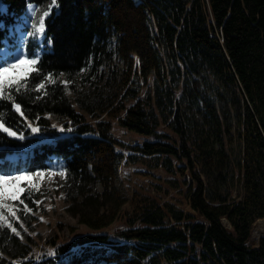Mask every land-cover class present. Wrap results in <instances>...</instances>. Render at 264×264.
I'll use <instances>...</instances> for the list:
<instances>
[{
  "label": "trees",
  "instance_id": "trees-1",
  "mask_svg": "<svg viewBox=\"0 0 264 264\" xmlns=\"http://www.w3.org/2000/svg\"><path fill=\"white\" fill-rule=\"evenodd\" d=\"M28 2L0 0V48ZM47 36L38 66L71 91L46 81L42 94L33 73L13 94L34 123L51 113L74 126L47 128L54 141L32 147L28 164L65 158L67 211L92 229L58 248L79 246L67 264H264V236L250 244L264 217V0H60ZM0 111L25 124L10 101ZM112 120L151 139L126 143ZM32 141L0 131V157ZM137 163L174 175L191 211L132 188L122 168ZM118 221L121 238L103 232ZM21 236L0 230V264H56Z\"/></svg>",
  "mask_w": 264,
  "mask_h": 264
},
{
  "label": "rangeland",
  "instance_id": "rangeland-1",
  "mask_svg": "<svg viewBox=\"0 0 264 264\" xmlns=\"http://www.w3.org/2000/svg\"><path fill=\"white\" fill-rule=\"evenodd\" d=\"M32 2H36L32 1ZM48 3H50V0H47L45 2H39L37 3V7L43 9ZM2 8H6V6L3 4ZM57 8H53V12L50 14V16L47 18L46 23L48 22V19H50L55 10ZM18 20V19H17ZM17 20L15 23H17ZM14 23V24H15ZM13 26V25H12ZM12 26L9 27V30L7 32V39L9 40V43H7L10 46L15 45H23L18 41L20 39L19 34L17 33V36L15 37H9ZM31 24L25 25V28L21 34H25V40L28 41L27 47L30 49L33 47V38L29 37L27 33L31 31ZM46 33V29H45ZM9 34V35H8ZM45 42L40 45L42 52L46 51V49L49 48L50 44ZM16 39V41H15ZM7 41V40H5ZM5 47V44H4ZM3 49V48H2ZM0 50V56L1 51ZM42 54V53H41ZM62 80H68L66 78H62ZM149 83H152V78H150ZM46 117L49 120V124L41 125V131L38 133H31V129L27 127V121H25L23 126H20L19 129L22 127L25 130V138L33 139V141L30 144H27V146H22L19 148L12 147L11 151H8L5 154L4 158H0V167L3 168H10L11 164H9V161H13V165L18 162L20 156L22 158H27L29 155V151H33L32 147L34 146H40L42 144H45L46 142H53L54 137L46 135V129L55 128L57 130H64L66 127V133L71 134L72 130L74 129V126L71 125L72 121H64L60 117L55 115H46ZM107 117L103 115L100 118H93L89 117L91 121H98L101 119H106ZM68 124V126H67ZM54 125H63V129L59 127H55ZM112 132L113 134L120 140L126 142V143H136L141 142L146 139H151L150 136L139 133L137 131L128 129L124 127L123 125L119 124L116 120H112ZM126 149V148H125ZM124 149V150H125ZM22 150H24L22 152ZM127 150V149H126ZM125 150V151H126ZM4 161L7 162L6 165H4ZM46 164L49 167H52L56 164L62 165L65 168V158L57 155H50L45 160ZM51 162V163H50ZM14 168H18L22 171H27L25 167L22 166H15ZM143 171L149 172L148 174L143 173ZM122 173L126 178L130 180V184H132V188L137 190H142L143 192H150V194L154 196H158L161 198V202L163 201H170L176 206L182 208L186 212H190V205L185 198L183 194L178 191L175 187L171 186L166 180L169 178H174V175H171L165 171L160 169H155L152 172L147 169V167L143 164L137 163V164H129L127 167L122 168ZM9 174V173H5ZM35 179L39 180V177H36ZM66 175L62 174L59 170L55 171V173H46L44 176L43 181L40 183L39 190H32V196L28 197L27 193H23L22 196L25 198L26 203L29 207L33 209L31 213L25 212H18V214L21 216V220L23 223L21 224L20 221H15V226L19 229L20 234L25 238L26 235H31L33 238H35V242H33L31 253H37L42 257L43 259L52 258L56 262V264H67L70 261L71 254H74L78 249L79 246H74L70 253L65 254L61 253L58 248L62 246L63 244H66L68 241L71 242L73 239L78 237V235L87 233L91 231L89 227H87L84 224H80L77 217L72 216L67 211V201L64 197V192L62 190V187L65 184ZM26 183V182H25ZM181 184L184 183L181 181ZM186 187V185H183ZM63 193V195H61ZM237 194V189H232V195ZM40 200V204H36L35 201ZM22 207V205H21ZM22 217H27V219L30 221V224L28 225ZM29 217V218H28ZM43 217V219H41ZM199 218V217H198ZM224 222V218H223ZM125 225V221H118L108 227L106 230H104V233H109L113 237L121 238L117 235V230L121 229ZM72 226H75V230L72 231ZM3 228V226H0V230ZM35 233V235H33ZM98 233V232H97ZM16 234V233H15ZM258 235L264 236V217H259L256 219L253 228H252V235L250 244L251 245H257L256 244V237ZM54 241H57V245ZM51 249H56L57 254L55 256H49L48 252ZM1 255V253H0ZM54 258V259H53ZM9 262V261H8Z\"/></svg>",
  "mask_w": 264,
  "mask_h": 264
},
{
  "label": "snow or ice",
  "instance_id": "snow-or-ice-1",
  "mask_svg": "<svg viewBox=\"0 0 264 264\" xmlns=\"http://www.w3.org/2000/svg\"><path fill=\"white\" fill-rule=\"evenodd\" d=\"M37 3L38 0H36V2L29 0V3L27 4L30 13L28 18L32 29L27 35L33 38V47L30 49L27 47V40L23 41L22 46H10L7 44V41H5V54L0 56V103H2L4 99L10 101L11 106L19 112L24 121H27V127L31 129V133L40 132L41 125L29 120L28 116L25 115V112L22 109V105L16 102V97L13 93H20L22 89L26 90L31 82L29 77L33 73H38L40 76L44 77L39 83L35 84V90L42 94H46V81L51 84L58 82L63 83L69 92L71 89L68 88V85L73 83V81L70 80L60 81L58 77L54 76L53 72L45 73L38 66L42 53L40 45L45 42L44 38L46 37L45 19L50 16L54 7L57 9L59 8L60 0H50V3H48L43 9L38 8ZM0 27H3L2 22H0ZM46 42L51 43V39L47 38ZM80 71L84 72L86 71V68H81ZM63 75V72L59 73V76ZM47 115L50 116L51 113H48ZM5 119V112L0 111V131L5 132L12 137H18L20 140H24V128L21 127L19 130H16L15 127H9L5 123ZM39 119V116L35 117L36 121ZM54 126L63 129V125ZM57 170L66 175L67 169L59 164L49 168H36L35 171H22L14 167H0V226L6 227L10 229L11 232L19 235L20 231L15 226L14 220L20 221L21 224L23 221L18 212H25L26 214L33 211V209L26 203L22 194L27 193L28 197H31L33 189L39 190L40 183L43 181L45 174H52ZM36 177H39V180L35 179ZM61 195H63V193ZM35 203L40 204L41 201L36 200ZM41 219H43V217H41ZM33 235H35V233H33ZM22 238L23 237L21 236V239ZM56 254V249H51L48 252L49 256H55ZM28 259L29 258H25L23 264H27ZM40 259H42V257L37 254L35 260ZM14 264H22V261L17 260Z\"/></svg>",
  "mask_w": 264,
  "mask_h": 264
},
{
  "label": "bare ground",
  "instance_id": "bare-ground-1",
  "mask_svg": "<svg viewBox=\"0 0 264 264\" xmlns=\"http://www.w3.org/2000/svg\"><path fill=\"white\" fill-rule=\"evenodd\" d=\"M29 15H30V13H29L28 7H26L24 13L18 18L15 27H12L11 31H10L9 37H15V36H17V33L18 34L20 33L19 34L20 39H18V41H20L21 44H23V41L25 40V37H26V35L21 34V32H23L26 24L30 25V20L28 18ZM47 18L45 19V23H46ZM15 41H16V39H15ZM7 43H9L8 39H7ZM4 49H5V47H3L2 51H1L2 52L1 56H3L5 54Z\"/></svg>",
  "mask_w": 264,
  "mask_h": 264
},
{
  "label": "built area",
  "instance_id": "built-area-1",
  "mask_svg": "<svg viewBox=\"0 0 264 264\" xmlns=\"http://www.w3.org/2000/svg\"><path fill=\"white\" fill-rule=\"evenodd\" d=\"M262 237H263V236H262ZM262 237H261V235H258V236L256 237V244H257V245L260 243V239H261ZM36 255H37V253H36ZM37 261H42V259L37 260Z\"/></svg>",
  "mask_w": 264,
  "mask_h": 264
}]
</instances>
